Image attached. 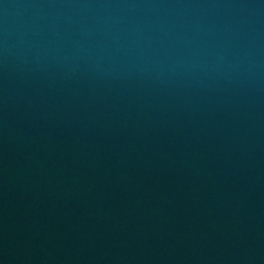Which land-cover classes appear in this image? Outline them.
I'll use <instances>...</instances> for the list:
<instances>
[{
	"label": "water",
	"instance_id": "water-1",
	"mask_svg": "<svg viewBox=\"0 0 264 264\" xmlns=\"http://www.w3.org/2000/svg\"><path fill=\"white\" fill-rule=\"evenodd\" d=\"M0 264H264V0H0Z\"/></svg>",
	"mask_w": 264,
	"mask_h": 264
}]
</instances>
